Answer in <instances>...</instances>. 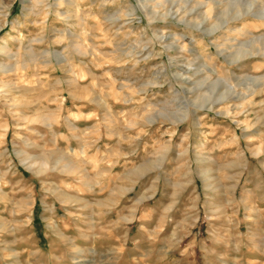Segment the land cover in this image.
I'll list each match as a JSON object with an SVG mask.
<instances>
[{
    "label": "rangeland",
    "instance_id": "obj_1",
    "mask_svg": "<svg viewBox=\"0 0 264 264\" xmlns=\"http://www.w3.org/2000/svg\"><path fill=\"white\" fill-rule=\"evenodd\" d=\"M0 264H264V0H0Z\"/></svg>",
    "mask_w": 264,
    "mask_h": 264
},
{
    "label": "bare ground",
    "instance_id": "obj_2",
    "mask_svg": "<svg viewBox=\"0 0 264 264\" xmlns=\"http://www.w3.org/2000/svg\"><path fill=\"white\" fill-rule=\"evenodd\" d=\"M260 14V13H259ZM239 57V56H238Z\"/></svg>",
    "mask_w": 264,
    "mask_h": 264
}]
</instances>
